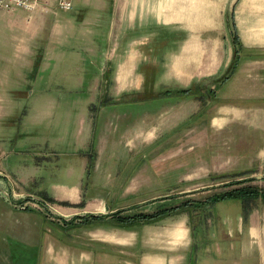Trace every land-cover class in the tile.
<instances>
[{
    "label": "crops",
    "instance_id": "0c3cea01",
    "mask_svg": "<svg viewBox=\"0 0 264 264\" xmlns=\"http://www.w3.org/2000/svg\"><path fill=\"white\" fill-rule=\"evenodd\" d=\"M112 5V23L117 26V32L110 36L115 37L117 46L123 44L124 48L116 57L114 67L116 72L112 80L116 93L106 96V108L115 104L114 99L121 107L129 105L126 103L135 96L140 100L141 96L146 99L156 96V87L176 91L195 86L197 93L189 95L192 97L180 98L174 93L164 95V109L172 113L163 124L165 131L172 132L182 123L194 120L196 124L202 118L213 133L227 132L235 126L243 128L250 144L261 141L256 151L246 156L252 160L248 162L264 165V0H113ZM49 14L39 11L29 16L21 11L0 10V111L14 105L8 99L11 71L19 73L24 68L22 64L20 68H13L12 65H17L13 59L23 61L26 54L30 56L39 40L36 39L45 32L48 40L42 61L46 63L42 66L49 69V54L66 32L55 22L45 31L43 26ZM15 29L20 31L14 32ZM234 41H239L241 50L236 56L235 71L226 77V70L234 59ZM87 50L90 57L96 55L95 50ZM12 52L15 58L10 57ZM104 67L111 68V65L102 63L99 66ZM203 84L205 91L200 88ZM205 96L213 97L206 101ZM42 100L47 103L39 113L43 118L37 120L38 124L61 116L55 114L53 97L45 96ZM109 110L102 109V113L108 118L119 119L126 127L124 118L135 120L132 114L137 115L130 110ZM177 113L181 114V121H177ZM75 115V109L63 115V127H70L71 117ZM148 116L146 111L143 143L139 124L123 133L125 139L120 145L128 150V156L122 160L114 157V162L118 159L124 164L115 177L105 173L107 162L99 152L106 147L103 145L107 143L104 141L108 130L106 134L99 132L98 136L92 133V119L88 123L82 120L79 130L82 138L78 141L76 137L72 144L68 143L73 147L80 143L85 150L80 156L82 161L75 187L58 184L60 192L51 195L30 191L32 189L26 186L39 170L38 163L32 166L34 171H28L27 165L12 168L8 173L0 171V264H199L191 253L194 240L188 207L149 223L128 224L118 219L133 216H126L127 210L130 212L140 206L137 202L138 205L130 209L124 208L129 198L140 196L141 187L136 182L144 159L135 155H139L145 145L157 142L158 133L164 130L155 127ZM190 127H193L191 132H199L196 126H187ZM61 131L66 135L64 128ZM63 140L56 137L55 144ZM136 147H140L136 154L130 151ZM93 148H96L94 168L84 186L81 176L85 160H88L85 155ZM67 153L62 154L67 155L66 166L71 168L68 176L72 177L75 171L71 160L77 158V154L76 151ZM15 154L20 156L24 152L16 151ZM159 161L162 160H155ZM146 181L147 189L154 190L150 180L146 178ZM45 196L53 201L41 200ZM162 200L163 203L168 201ZM39 203L48 210V216L36 213L33 206ZM244 212V217L236 222L235 228L233 224L229 226L226 234L231 240L237 235L240 255L222 259L221 244H216L218 255L213 264H264V201L249 206ZM234 246L231 241L226 249L233 251Z\"/></svg>",
    "mask_w": 264,
    "mask_h": 264
},
{
    "label": "rangeland",
    "instance_id": "374dc122",
    "mask_svg": "<svg viewBox=\"0 0 264 264\" xmlns=\"http://www.w3.org/2000/svg\"><path fill=\"white\" fill-rule=\"evenodd\" d=\"M112 1L73 0L72 11H56L55 14L47 15L43 26L45 31H49L53 22L62 26L66 31L64 37L62 36L55 43V50L49 54L47 62L50 64L49 69L45 70L42 66V63H46L42 61V57L48 40L47 32H43L44 34L42 33L43 35L36 39L39 40L35 42L30 56L27 57L26 54L23 61L13 59L17 64L12 65L13 68H20L21 64L24 68L20 69L19 73L11 71L9 77L11 92L8 99L15 106L10 105L0 111V171L8 173L10 169L20 168L23 165L29 167L28 171H34L32 166L38 163L39 170L33 175V178L31 177L26 186V188L32 189L30 191L51 195L60 192L58 184L67 188L75 187L82 161L80 156L85 150L79 145L80 143L74 147L68 146V143L72 144L76 137L79 141V138H82L79 136L81 121L88 123L92 119V133L98 136L99 132L103 131L106 134L108 130L107 139L104 141L107 143L103 145L106 147L99 152H102L101 155L104 157L101 158L107 162L104 167L105 173L115 177L124 164L118 159L117 162H114V157H120L122 160V157L128 156V150L120 145L122 144L121 140L125 139L123 133L127 128L136 127L139 124L141 126L140 141L143 143L145 137L143 133L144 116L147 111L152 124L164 130L158 133L157 142L145 145L139 150V155H135L144 159V164L140 165L139 173L136 172L139 174L136 183L141 187L140 196L129 198L124 204V208L130 209L138 204L140 206L132 208L130 212L127 210L125 215L151 212L162 207L169 208L182 202H196L187 208L192 216L194 240L192 258L196 262H200L199 264H213V260L218 255L215 251L216 244H221L222 259L237 258L240 255L238 237L236 234L233 235L232 240L226 237L229 226L233 224L235 228L236 222L244 217V210L251 205L259 204L261 200L247 198L208 204L201 202L209 196L241 186H253L264 191V165L251 164L248 161L252 160L246 157L256 151L255 148L261 144V141L250 144L243 128L236 126L231 127L227 132L213 133L203 118L196 124L193 119L195 122L182 123L172 132L165 131L163 124L172 113L164 109V95H166V91L174 93L173 88L156 87V96H150L151 98L148 99L141 96V100L135 96L134 100L131 99L126 103L129 105L121 107L118 106L117 99H114L115 104L110 105L112 109L106 108V96H114L116 93V86L112 80L116 72L114 67L116 57L122 54L124 48L123 44L117 46L115 37L110 36V33L117 32V26L114 27L112 23ZM19 15L24 16L21 13ZM18 31L20 29L14 30V32ZM86 49L95 50L96 55L90 57V53H87ZM9 54L11 58H15L14 52ZM17 57L23 56L17 55ZM92 57L93 59H91ZM101 61L104 65H111V68H99L102 64ZM14 74H18L17 78L13 77ZM27 96H33V98L27 101L24 99ZM45 96L54 98L57 108L55 114L58 113L61 116H55L52 120L42 121L43 123L38 124L37 120L43 118L39 116V113L42 111L43 105L47 103L42 100ZM179 104L178 102L177 105ZM71 109L76 110V115L71 117L70 127H63V115ZM102 109H110L111 112L130 110L136 112L137 115L132 114L135 120L130 117L124 118L125 123L128 124L126 127L119 119L106 117L105 113H102ZM177 115V121H181V114L177 113ZM188 125L196 126V130L199 132L195 130L191 132L190 129L193 127L187 128ZM62 128L67 132L66 135L62 134ZM186 129L189 131L185 132ZM25 133L31 135L26 136ZM56 137H62L63 142L55 144ZM140 147L130 151L136 154ZM16 151H22L24 154L18 156L15 154ZM69 151H76L77 154V158L71 160L75 171L72 177L68 176L71 168L66 166L67 155L62 154L70 153ZM95 151L96 148L90 149L85 155L88 160H85L83 167L82 185L94 168ZM35 152L36 154H34ZM11 153L13 154L11 155ZM156 159L162 161L155 162ZM245 170H250L252 173L245 176L236 175ZM146 178L155 187L154 190L147 189ZM246 179L248 180L246 183L231 185ZM182 190L184 192L180 193ZM82 191L84 195L85 191L83 189ZM162 199L168 201L163 203ZM41 200L53 201L47 196ZM137 202L140 203L136 204ZM47 203L49 204V202ZM55 205L58 206L56 202ZM33 208L37 209L36 213L48 216V210L41 203ZM231 241L235 244L233 251L226 249Z\"/></svg>",
    "mask_w": 264,
    "mask_h": 264
},
{
    "label": "trees",
    "instance_id": "16d2710c",
    "mask_svg": "<svg viewBox=\"0 0 264 264\" xmlns=\"http://www.w3.org/2000/svg\"><path fill=\"white\" fill-rule=\"evenodd\" d=\"M234 59L232 61V63L230 64V66L228 67V69L226 70V77H228L229 75H231L235 69H236V56L237 53L241 50V45L239 44V41H234ZM222 80V79H221ZM220 81V80H219ZM217 81V83L219 82ZM203 86H206L205 84H203L200 88H202ZM197 87H192L190 89H179L174 91V94L177 95V97H192L189 96L190 94L193 93H197ZM205 91V87L202 88ZM169 93V92H166ZM194 98H198V96H193ZM207 99L206 101H210L212 100L213 96H205ZM200 98H202V96H200ZM93 162V161H92ZM92 165V164H91ZM252 173V171L250 170H245L243 172H240L238 174H236L237 176H245V175H250ZM237 176H233V177H237ZM251 181V180H250ZM248 182V180H242L240 182H234L231 185H239V184H243ZM247 198H252L254 200H262L264 201V191L258 189L257 187H253V186H241L239 188H235V189H231L229 191L223 192V193H218L212 196H209L208 198H206L203 202V204H208V203H217L220 201H224V200H235V199H247ZM193 203L196 202H184V203H180L178 205H174L172 207L169 208H161L156 210L155 212L151 213V214H144V213H139L136 215H133L131 217H125V218H118L119 221L121 222H125L128 224H132L133 222H153L156 220H159L163 217H167L170 215H174L176 213H180L181 210L184 207H188L191 206ZM26 210V209H25Z\"/></svg>",
    "mask_w": 264,
    "mask_h": 264
},
{
    "label": "built area",
    "instance_id": "2783aa9c",
    "mask_svg": "<svg viewBox=\"0 0 264 264\" xmlns=\"http://www.w3.org/2000/svg\"><path fill=\"white\" fill-rule=\"evenodd\" d=\"M73 0H0V10L6 12L21 11L32 16L36 12H69L73 9Z\"/></svg>",
    "mask_w": 264,
    "mask_h": 264
}]
</instances>
